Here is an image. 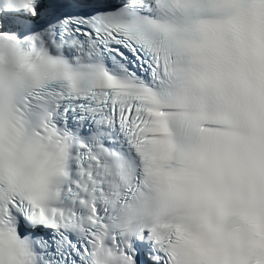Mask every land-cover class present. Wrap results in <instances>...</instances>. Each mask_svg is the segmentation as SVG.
I'll return each mask as SVG.
<instances>
[{"label":"bare ground","instance_id":"obj_1","mask_svg":"<svg viewBox=\"0 0 264 264\" xmlns=\"http://www.w3.org/2000/svg\"><path fill=\"white\" fill-rule=\"evenodd\" d=\"M89 13H92L91 11H88ZM61 13V15H66L67 13H66V11L65 12H60ZM145 13V12H144ZM92 16H94V17H98L99 16V14L98 15H93L92 14ZM143 19H147V17H144ZM54 22H56V20L54 19L53 20ZM40 41L38 40V41H36V40H34V43H39ZM104 60H105V58H103ZM106 61V60H105Z\"/></svg>","mask_w":264,"mask_h":264}]
</instances>
